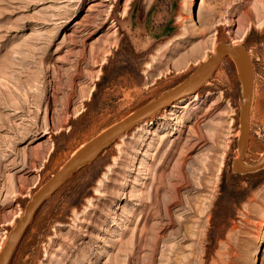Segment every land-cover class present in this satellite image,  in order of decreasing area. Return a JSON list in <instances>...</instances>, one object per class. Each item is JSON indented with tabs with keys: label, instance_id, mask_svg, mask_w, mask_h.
Segmentation results:
<instances>
[{
	"label": "rangeland",
	"instance_id": "rangeland-1",
	"mask_svg": "<svg viewBox=\"0 0 264 264\" xmlns=\"http://www.w3.org/2000/svg\"><path fill=\"white\" fill-rule=\"evenodd\" d=\"M233 41L252 61L253 163L264 152V0H0V244L80 144ZM240 99L224 58L194 95L77 169L10 264H264V166L232 170Z\"/></svg>",
	"mask_w": 264,
	"mask_h": 264
},
{
	"label": "water",
	"instance_id": "water-1",
	"mask_svg": "<svg viewBox=\"0 0 264 264\" xmlns=\"http://www.w3.org/2000/svg\"><path fill=\"white\" fill-rule=\"evenodd\" d=\"M229 58L233 61L241 84V99L239 110V134L237 136V157L232 160L234 172H254L264 166V152L253 163L244 161L247 148V131L253 98L254 74L252 61L246 47L241 43L217 42L214 52L204 59L182 82L171 87L164 94L139 106L123 117V119L107 126L106 129L95 134L88 141L80 144L59 169L51 174L31 195L24 207V213L14 222L4 245L0 249V264H10L18 243L29 228L37 210L41 205L63 185L77 169L86 166L101 154L110 143L125 131L136 127L140 121L150 117L160 110L168 108L172 103L194 95L217 70L219 64Z\"/></svg>",
	"mask_w": 264,
	"mask_h": 264
},
{
	"label": "bare ground",
	"instance_id": "bare-ground-1",
	"mask_svg": "<svg viewBox=\"0 0 264 264\" xmlns=\"http://www.w3.org/2000/svg\"><path fill=\"white\" fill-rule=\"evenodd\" d=\"M233 43H238V42H236V41H233ZM215 46L216 45H213V47L211 48V49H209L211 52H214V50H215ZM205 58V57H204ZM80 113V112H79ZM28 195V194H27ZM21 215V211H19V213L15 216V217H18V216H20ZM14 221H15V218L13 219V220H11V225H13V223H14ZM5 236L6 235H4L3 236V240H2V243L0 244V249L2 248L1 246L2 245H4L3 243H4V239H6L7 238V236H6V238H5Z\"/></svg>",
	"mask_w": 264,
	"mask_h": 264
}]
</instances>
